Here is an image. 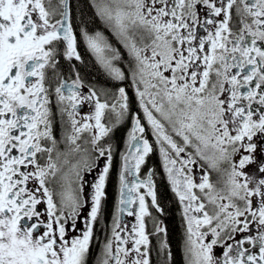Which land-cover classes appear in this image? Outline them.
I'll return each mask as SVG.
<instances>
[{
	"label": "snow or ice",
	"instance_id": "obj_1",
	"mask_svg": "<svg viewBox=\"0 0 264 264\" xmlns=\"http://www.w3.org/2000/svg\"><path fill=\"white\" fill-rule=\"evenodd\" d=\"M94 6L131 57L126 71L183 205L187 264H264V162L251 155L257 148L253 137H264V0H96ZM82 37L113 80L128 78L114 66L121 55L107 37L87 31ZM57 57L81 59L69 0H0V264H87L101 214L113 157L111 144L100 143L123 123L128 96L123 87L112 103L102 101L95 90L82 94L79 74L65 79ZM53 95L61 123L66 116L71 127V134L64 135L71 151H81L77 141L87 132L99 153L96 159L106 160L91 185L86 216L82 173L92 172L95 164L85 159L71 166L74 179L68 173L58 176L57 160L63 154L53 134ZM85 102L94 111L78 120ZM106 116L110 126L103 122ZM131 120L119 174L120 200L98 264H151L146 197L160 209L153 173L143 180L139 173L153 148L140 116ZM242 149L249 154L234 162ZM198 160L215 171L221 162L229 164L224 190L216 189L203 165L200 182H195L192 165ZM250 163L257 165L252 175L243 171ZM52 183L60 184L61 191L50 188ZM254 197L259 198L255 208ZM42 202L47 206L43 213L37 211ZM125 211L137 223L122 236L127 229L121 227L120 214ZM253 224L256 235L251 234ZM164 231L155 228L157 234ZM237 233L245 235L235 240ZM217 245L223 249L218 257L213 255ZM167 247L161 243L162 250Z\"/></svg>",
	"mask_w": 264,
	"mask_h": 264
},
{
	"label": "flooded vegetation",
	"instance_id": "obj_2",
	"mask_svg": "<svg viewBox=\"0 0 264 264\" xmlns=\"http://www.w3.org/2000/svg\"><path fill=\"white\" fill-rule=\"evenodd\" d=\"M88 4L91 7L90 12L93 13V17L91 18L87 16ZM94 5L95 4L93 3L92 0H86V1L69 0L71 22L73 24L74 33L77 36V51L79 52L81 59L77 61L74 58L72 60H68L63 57H57L59 61V70L63 74V77L65 79H68L69 81L75 79L78 73L80 80L82 82V87L80 89V92L82 94L87 95L90 90H95L97 92V95L101 98L102 101L106 99L108 100L109 103L113 102L115 95L117 94V89L119 87H123L128 96L129 112L122 123L125 126H123L122 128L120 127L122 124L119 125L109 134V137L104 138L100 143V146L102 147L111 144L113 159H112V167L109 171L108 177L105 182V189H104L105 197L102 199L101 214L98 217V222L94 227V238L90 245L87 264H98L97 257L101 256L103 244L106 243L107 239L111 236L113 219L114 216L116 215L117 206L120 200L119 174L123 169L122 154L125 153L127 150L126 146H127L128 133L130 132L132 127L131 117L135 115L140 116L141 123L142 125L145 126L146 129L144 134L145 138L149 140V143L152 145L153 148V151L146 157L145 163L141 166L139 178L141 180L146 179L150 171L153 173L152 179L155 184L157 204L159 205V209L162 210L160 211L156 207L152 206L151 198L146 197V202L149 204V212L151 213V216L145 217L146 232L148 233L150 240V246H149L150 262L151 264H187V261L188 259H190V257L186 258V254H185L186 222L183 215V205L179 202V198L172 190L171 183L168 180L167 172L165 171L163 166V158L159 152V145L155 143V137L151 134L150 126L147 125L146 118L144 117L143 111L140 108L139 98L136 96V86L133 85L132 83L131 74L126 71L128 68V62L131 59V57L128 55V52L123 47V45L117 41V38L114 35L112 27L108 23H106L103 19H101V17L97 14ZM83 31H87L90 35H94L96 32L102 33L105 37H107L108 41L116 49L119 50L121 55V60L115 61L114 66L120 67L122 70L126 71V75L128 77L126 80L124 81L113 80L107 74V72L104 70L102 65H100V63L96 60L94 54L87 48V45L82 37ZM108 55H111V53H109ZM49 75H51L50 72ZM54 83H58V81H55ZM52 105H53L52 110L53 113L55 114V118L53 122V134L58 141L57 149L60 153L63 154L57 160L56 152L53 153V159L57 160V165L58 167L61 168V172L58 173V176L63 175L64 173H68L69 178L74 179L71 173V166L78 164L82 165L85 159L89 163L94 162L95 164L92 172L82 173L84 181L87 182L84 188V198L88 201V204L82 209V214L86 216L88 213V209H90L91 206V195L93 191L91 185L96 181L99 173L102 171L104 164L106 163V160L104 157H101L98 160L96 159L99 153L92 149V146L90 144V135L87 132L83 133L81 139L77 141V143L80 144L81 146V151L78 153H73L71 151V148L73 146L69 145L67 141L64 140V135L66 132L68 134H71V127L70 124L67 123L66 116L64 117L65 123L63 124L61 123L60 116L58 114V109L56 107V98L54 95L52 96ZM93 111H94L93 106H90L86 102L82 103L79 106V112L76 118L79 120L80 117L90 115ZM103 122L106 124V126H110L108 116H106ZM119 131H121L119 133L120 135L119 134L117 135ZM168 131L171 134V130L168 129ZM173 139H175L177 143H181V139L179 137H176L174 134H173ZM86 140H88L89 143H85ZM252 142L257 145V148L255 152L251 153V155L255 158L256 161L264 162V152H262V148H264V137H261L260 134H257V136L253 137ZM187 151H193V150L189 148L187 149ZM248 154H249L248 152L242 149L240 153L233 156V161L238 163L242 155H248ZM209 155H211V152H209ZM181 156H185V153H182ZM65 157L69 161L68 164H64ZM41 163H44V160H42ZM156 165H158V168ZM201 165H203L204 168L208 169L210 181L214 184L216 189L224 190L226 188V181L228 178L227 173L231 171L229 164L227 162H221L219 166L220 171H215L208 168V165L204 161L198 160L197 164L192 165L193 172L191 173L196 183L200 182L199 176L203 174ZM256 168H257L256 163H250L245 166L243 171L246 174L252 175L256 171ZM113 169L115 170V172L113 173V175H111ZM155 170H161V175H160L161 177H156ZM111 178L115 180V187L113 189V207L111 214L107 217L105 213V201L108 195L106 187ZM129 179H131V177H129ZM242 179L243 178H241V180ZM162 184L164 185L163 189H162ZM29 186L30 187L32 186L31 182L29 183ZM48 186L56 192L61 191L60 184L58 183H52L49 184ZM75 186H76L75 184L72 185L73 188H75ZM251 186L252 185H250V187ZM160 189L166 192L168 196L167 199L170 198L171 201H174L176 207V214L179 217L180 228L182 232V236H181L182 240H181V244H178L177 249L174 248L173 244H169L167 240L168 237L167 224L164 219L165 216V210L163 206L164 202L163 199L161 200ZM140 191L141 193H143L145 189L142 188ZM197 194L200 195L198 191ZM258 199H259L258 197L253 198V208L257 206L256 201ZM54 200L57 201L58 203L59 197L54 196ZM224 202L227 203V201ZM46 207H47L46 203L42 202L40 205L37 206V211L43 213ZM132 208L134 211L139 210L138 204L133 205ZM120 215H121V227L127 229V231L122 232L121 235L126 236L131 231L132 225L137 223L136 217L135 215H131V216L128 215L127 211L121 213ZM35 219L36 218H34V221ZM40 219H46V217L41 216ZM240 219L243 220L244 217H240ZM248 219L251 220V216H248ZM77 226L82 227L83 221L78 220ZM156 226H159L165 230L163 232L165 236L164 241H162L163 234L162 237H160V234L157 237L154 235L153 232L155 231ZM240 227H242V224L240 225ZM43 230L44 229H41V231ZM250 230L252 235H256L254 224L250 225ZM70 235L73 236L79 235V233L72 232ZM244 235H245L244 233H237L235 235V240L241 239ZM208 239L210 240L211 237L209 236ZM162 242L167 243L168 246L167 249H163V250L161 249ZM229 242H233V241H229ZM126 247L131 248L132 247L131 242H129L126 245ZM244 247L248 248L251 247V245L245 244ZM222 251L223 249L219 245H217L213 248V255L218 257L222 254ZM169 252L171 253L170 256H169ZM131 258L132 257H129V259Z\"/></svg>",
	"mask_w": 264,
	"mask_h": 264
},
{
	"label": "trees",
	"instance_id": "obj_3",
	"mask_svg": "<svg viewBox=\"0 0 264 264\" xmlns=\"http://www.w3.org/2000/svg\"><path fill=\"white\" fill-rule=\"evenodd\" d=\"M76 1H86V0H76ZM88 12H87V16L89 18L93 17V13L90 12V5L88 4ZM123 126H125L124 124H122L120 127L123 128ZM121 130V129H120ZM121 131H119L117 133V135L120 133ZM120 135V134H119ZM122 139V136H121ZM158 168V165H156ZM156 171V177H161V170H155ZM115 172V170L113 169L111 172V175H113V173ZM115 187V180L113 178L110 179L109 183L107 184V198L105 201V213L106 216L108 217L111 214L112 211V207H113V189ZM164 185L162 184V189H163ZM160 194H161V200L163 199L164 202V210H165V216L164 219L166 221L167 224V240L169 242V244H173L174 248H178V244H181V236H182V232H181V228H180V222H179V217L176 214V207H175V203L174 201H171L170 198L167 199V194L166 192L162 191L160 189ZM163 195V196H162Z\"/></svg>",
	"mask_w": 264,
	"mask_h": 264
},
{
	"label": "rangeland",
	"instance_id": "obj_4",
	"mask_svg": "<svg viewBox=\"0 0 264 264\" xmlns=\"http://www.w3.org/2000/svg\"><path fill=\"white\" fill-rule=\"evenodd\" d=\"M93 1V3L95 4V2H96V0H92ZM88 209V208H87ZM88 211H90V209H88ZM185 222H186V220H185ZM154 233V235L157 237L159 234H160V237H162V234H163V238H162V241H164V239H165V236H164V233L163 232H161V233H156L155 231L153 232ZM208 238H206V241L205 242H208Z\"/></svg>",
	"mask_w": 264,
	"mask_h": 264
},
{
	"label": "water",
	"instance_id": "obj_5",
	"mask_svg": "<svg viewBox=\"0 0 264 264\" xmlns=\"http://www.w3.org/2000/svg\"><path fill=\"white\" fill-rule=\"evenodd\" d=\"M124 213V212H123Z\"/></svg>",
	"mask_w": 264,
	"mask_h": 264
}]
</instances>
